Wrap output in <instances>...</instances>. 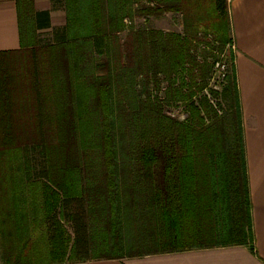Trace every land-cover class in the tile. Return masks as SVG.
I'll return each mask as SVG.
<instances>
[{
  "label": "trees",
  "instance_id": "trees-1",
  "mask_svg": "<svg viewBox=\"0 0 264 264\" xmlns=\"http://www.w3.org/2000/svg\"><path fill=\"white\" fill-rule=\"evenodd\" d=\"M60 1L65 26L40 47L49 13L25 0L26 37L15 0L21 50L0 53V264L254 252L231 50L208 88L233 45L227 0ZM167 13L181 34L131 25Z\"/></svg>",
  "mask_w": 264,
  "mask_h": 264
},
{
  "label": "crops",
  "instance_id": "crops-1",
  "mask_svg": "<svg viewBox=\"0 0 264 264\" xmlns=\"http://www.w3.org/2000/svg\"><path fill=\"white\" fill-rule=\"evenodd\" d=\"M227 4L243 116L254 252L228 247L67 264H264V0H227ZM20 50L15 4L0 0V53Z\"/></svg>",
  "mask_w": 264,
  "mask_h": 264
},
{
  "label": "rangeland",
  "instance_id": "rangeland-1",
  "mask_svg": "<svg viewBox=\"0 0 264 264\" xmlns=\"http://www.w3.org/2000/svg\"><path fill=\"white\" fill-rule=\"evenodd\" d=\"M15 2V0H8ZM33 9L37 12L41 11H47L50 16V29L45 30H39L35 33L36 36V43L40 47H44L47 45H52L54 42V31L56 29H62L65 26V10L63 2H56L55 4H52L50 0H34ZM27 4H25V0H21L20 7H19V13H20V19H21V25L23 28V33L27 37V23L28 19L26 18V10ZM129 22H127V26H129ZM131 25L135 29H154L159 30L163 32H169V33H175V34H181L182 33V24H181V17L179 15L174 14H164L160 17H150V18H135ZM125 34L120 35V37L123 39ZM229 50L232 51V54L234 55V49L233 45L231 47H227L225 52L220 56V61L215 66V70L211 76V79L209 81L208 88L210 90H214L219 92L221 90V79L224 74H226L229 70ZM166 114L170 116L171 118H174L178 121H183L185 119V114L183 111V108L173 107V108H167ZM33 160L34 164L36 163L39 167L40 163V155L39 152H33ZM39 172V169H38ZM61 225L63 226L64 230L66 231L67 236L72 237V229L71 225L68 222H64L62 219H60ZM40 243V244H39ZM37 245V249L44 248L46 244L42 243L41 241ZM71 246H69L70 248ZM42 251V250H41ZM71 254V252L67 251V255ZM97 252H92V257L97 255ZM47 260L45 257L39 258V261Z\"/></svg>",
  "mask_w": 264,
  "mask_h": 264
}]
</instances>
